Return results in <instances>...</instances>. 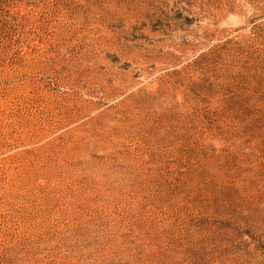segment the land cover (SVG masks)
I'll use <instances>...</instances> for the list:
<instances>
[{"label": "rangeland", "instance_id": "1", "mask_svg": "<svg viewBox=\"0 0 264 264\" xmlns=\"http://www.w3.org/2000/svg\"><path fill=\"white\" fill-rule=\"evenodd\" d=\"M0 264H264V0H0Z\"/></svg>", "mask_w": 264, "mask_h": 264}]
</instances>
